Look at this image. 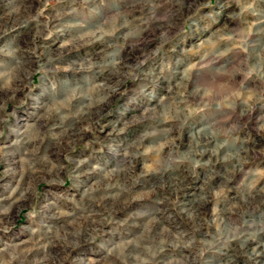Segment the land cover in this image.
<instances>
[{"label":"rangeland","instance_id":"374dc122","mask_svg":"<svg viewBox=\"0 0 264 264\" xmlns=\"http://www.w3.org/2000/svg\"><path fill=\"white\" fill-rule=\"evenodd\" d=\"M0 264H264V0H0Z\"/></svg>","mask_w":264,"mask_h":264}]
</instances>
